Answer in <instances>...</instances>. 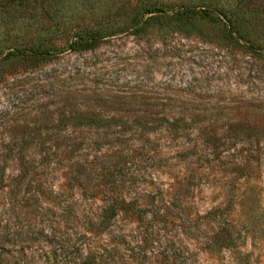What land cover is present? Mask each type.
Returning <instances> with one entry per match:
<instances>
[{
  "label": "rangeland",
  "instance_id": "obj_1",
  "mask_svg": "<svg viewBox=\"0 0 264 264\" xmlns=\"http://www.w3.org/2000/svg\"><path fill=\"white\" fill-rule=\"evenodd\" d=\"M0 264H264V0H0Z\"/></svg>",
  "mask_w": 264,
  "mask_h": 264
},
{
  "label": "trees",
  "instance_id": "obj_2",
  "mask_svg": "<svg viewBox=\"0 0 264 264\" xmlns=\"http://www.w3.org/2000/svg\"><path fill=\"white\" fill-rule=\"evenodd\" d=\"M154 9H157L158 11H161V9L157 8V7L156 8L154 7ZM187 10H189L190 12L192 11V9H187ZM146 11L148 13L152 12L151 9H146ZM214 11L218 12V14L221 15L223 18H225V19L227 18L226 19L227 23L229 25L231 24L230 23V19L225 15V13L222 10L219 9V10H214ZM181 13H183V11ZM227 31L229 33H231L230 28L227 29ZM93 40H94L93 37L90 38V39H79L78 41H76L74 43H71L69 45V48H74V47H76V45H77L78 48L79 47L88 48L89 46L92 45ZM19 52H20L21 56H27L28 53L30 52V53H33L34 55L36 54V56H38V57H40L42 59L47 58V56L52 55V53H49L48 51H38V50H30V51L29 50H22V51H19ZM105 204H106V206L102 208L103 214L102 215L100 214L98 216V218H97L98 222L100 224H103V226L106 225L107 223H109V221L112 220L116 216L117 211L120 208L124 209L123 202H122V204L119 203L118 199H116V198L107 197V199L105 200Z\"/></svg>",
  "mask_w": 264,
  "mask_h": 264
}]
</instances>
